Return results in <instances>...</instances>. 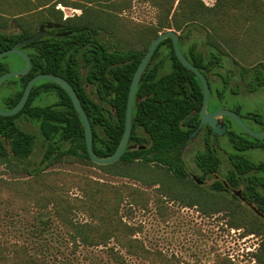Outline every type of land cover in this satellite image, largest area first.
Wrapping results in <instances>:
<instances>
[{
    "label": "trees",
    "instance_id": "trees-1",
    "mask_svg": "<svg viewBox=\"0 0 264 264\" xmlns=\"http://www.w3.org/2000/svg\"><path fill=\"white\" fill-rule=\"evenodd\" d=\"M149 2L156 9L157 23L141 27L136 23L129 26L122 19L123 12L132 8L131 0H0V52L12 49L42 29L58 28L37 42L22 45L21 50L31 57L32 68L27 76L12 78L19 90L7 99V109L12 110L20 102L34 77L40 74L63 77L76 90L91 121L95 154L107 157L116 151L124 135L134 75L152 41L169 30L180 33L183 54L207 77L211 96L216 95L219 104L224 103L233 81L242 83L250 93L264 89V0H216L212 7L201 0ZM58 4L83 13L64 20ZM55 32L59 35H54ZM164 49L168 51L166 55L162 53ZM13 56L24 68V60ZM7 72V67L0 63V77ZM217 81L221 87L214 85ZM88 87H93V93L88 92ZM235 87L240 85L232 86ZM53 94L58 98L56 102L47 106L36 104L43 95ZM203 99L200 80L180 63L172 39L168 38L158 47L137 88L131 141L119 161L109 165L92 161L83 122L70 96L56 83L46 80L34 86L20 113L0 116V162L9 166L14 162L22 164L41 140L42 159L35 169H22L32 178L27 185L32 191L24 198L33 199L40 210V224L49 220V216H56L70 231L74 245L102 247L118 264H127L122 251L151 264H177L135 239L136 229L126 224L120 214L126 198L145 205L148 192L129 183L111 185L47 170L67 161L97 167L106 174L135 180L144 186L160 180L161 190L169 197L184 205L197 206L209 215L208 190L188 179L182 163L184 144H189V136L200 123ZM23 119L36 124L39 136L21 126ZM201 134L206 137V147L197 151L195 162L201 176H208L209 169L216 171L219 164L215 154L209 163V127L205 126ZM236 166L250 176V181L258 173H264V162L245 159ZM170 178L178 180V188H165L174 182ZM68 179L71 184L68 187L78 188L79 196L65 192ZM229 204L211 206L227 210L232 226L264 236L263 219L246 205ZM77 212L85 214L89 221L76 222ZM112 241L114 246H110ZM8 251V247L0 244V264H47L24 247H13L12 255ZM257 258L264 264V241ZM217 264L232 263L220 259Z\"/></svg>",
    "mask_w": 264,
    "mask_h": 264
},
{
    "label": "rangeland",
    "instance_id": "rangeland-1",
    "mask_svg": "<svg viewBox=\"0 0 264 264\" xmlns=\"http://www.w3.org/2000/svg\"><path fill=\"white\" fill-rule=\"evenodd\" d=\"M131 1L132 8L126 9L122 14L126 24L131 26L136 23L143 27L157 23L156 9L149 0ZM201 1L209 7L216 3V0ZM57 9L63 12L64 20L82 14V10L66 7L63 4H58ZM13 31L15 29H8V32ZM167 52L165 49L162 50L163 55ZM0 63L7 67L8 72L23 69L22 63L13 55L1 58ZM220 83L217 81L214 85L221 87ZM237 85L240 87H235V91L232 86ZM18 90L16 79L5 81L0 88V109L8 111L7 99ZM88 92L93 93V87H88ZM57 99L56 94L43 95L36 104L47 106ZM218 102L217 96L212 95L211 106L217 105ZM223 104L225 109L240 110L241 116L258 114L264 118V89L249 94L242 83L233 81L231 88L226 91ZM20 123L26 130L39 136L36 124L24 119ZM249 125L255 131L259 130L257 124L250 122ZM234 127L235 131L240 132L237 126ZM141 134L147 137L143 132ZM201 145L200 139L194 141L184 154L189 172L196 177H200L201 172L194 161V152ZM43 154V142L39 140L32 156L22 164L18 165L19 163L14 162L15 164L9 166L0 162V244L8 247L9 255H12L13 247H24L47 264H118L102 247L74 245L70 231L56 216H49L50 219L45 223H39L38 218L42 215L40 210L33 199L31 201L29 198H24L27 192L32 191V188L27 186L32 178L29 172L22 169H35ZM257 154L260 153H253V155ZM47 171L67 174L69 177H89L111 185L129 183L148 192L149 198L145 205L133 203L126 198L121 205L120 214L126 224L136 229L135 239L141 240L152 252H162L173 263L176 261L177 264H217L220 259H225L232 264H260L257 254L262 247L264 236L248 233L244 227L232 226L227 214L216 217L205 215L198 207L184 205L169 197L158 187L144 186L138 181L109 175L97 167L78 162L58 163ZM68 184L69 179L65 192L70 196L76 197L81 194L78 188L68 187ZM203 187L209 189V178ZM49 209L54 211L52 206ZM75 220L85 223L89 221V217L77 212ZM112 245H115V241L111 242L110 246ZM122 253L126 257L127 264H151L149 260L126 256L124 251Z\"/></svg>",
    "mask_w": 264,
    "mask_h": 264
},
{
    "label": "flooded vegetation",
    "instance_id": "flooded-vegetation-1",
    "mask_svg": "<svg viewBox=\"0 0 264 264\" xmlns=\"http://www.w3.org/2000/svg\"><path fill=\"white\" fill-rule=\"evenodd\" d=\"M54 29L58 28L50 26L48 27V29L42 30L48 32L50 35V31ZM54 35H59V32H55ZM248 93L254 94L256 92ZM221 109H225V106L224 104H219V102L215 106H211V104L209 105V113H214L215 111ZM233 112H235L252 131H254L255 133H264V118L262 116H259L258 114H248L246 117H244L241 116L240 110H234ZM218 122L222 126V128H226V132L223 135L216 134L212 130V128L206 124L203 126V128L205 126L209 127V163H212V156L213 154H215L218 158L217 161L219 167L216 171H214L211 167L209 169L208 176L200 175V177H196L189 172V169L186 166L184 154L186 152V149L194 141L200 139L202 143L201 147L194 152V157L198 150L206 147V137L201 134V131L203 129L202 128L194 138L189 139V144L188 142H186V146L184 147L182 153V163L187 169L188 179L193 180L200 186H204L205 183H207V179L209 178V211L211 212V214L209 215L211 217L224 216L228 212L227 210H221L222 208L219 205L211 206V204L219 203L223 206H228L230 205L229 203H240L248 206L261 219L264 220V173H258L255 177V180L250 181L248 179L250 176H248L245 171H240L239 167L236 166L240 165V163H244L245 159L253 162H264V139H256L250 134L246 133L229 117H222ZM250 122L257 124L259 126V130L255 131L254 129H252L249 125ZM233 124L238 127L240 132L235 131V127ZM196 129L191 133V135L196 131ZM231 138L234 139L232 140ZM251 138H254L255 141H253ZM132 147L135 148L137 146L135 144H132ZM140 148L145 149L146 147L142 146ZM254 152L260 154L253 155ZM174 162H176V160H174ZM151 164L153 167H155L154 162H151ZM166 168L170 170V167ZM170 173L173 174V171H171ZM170 180L174 181L173 178H170ZM177 183L178 180L174 181L173 183L171 182L168 186H165V188H178L179 185ZM162 185V181L158 180L157 183L152 184L151 186L163 189ZM166 196L167 195H165V198H167ZM223 220L225 219L223 218Z\"/></svg>",
    "mask_w": 264,
    "mask_h": 264
},
{
    "label": "water",
    "instance_id": "water-1",
    "mask_svg": "<svg viewBox=\"0 0 264 264\" xmlns=\"http://www.w3.org/2000/svg\"><path fill=\"white\" fill-rule=\"evenodd\" d=\"M48 35H49L48 32L41 30L39 31L37 35L29 39H25L21 41L12 49L0 52V59L10 56V55H17L21 57L25 62V66L23 69L19 71H14V72H7L0 77V88L5 83V81H7L8 79L27 76L29 72L31 71V68H32L31 57L28 55V53L21 50L22 45L37 42L41 40L44 36H48ZM168 38L172 39L174 51L180 63L186 69H188L194 75H196V77L200 80L202 87H203L204 99H203V106H202V111H201V121H200L199 127L189 137V139L194 138L205 124L210 126L216 134L223 135L226 132V128L225 127L222 128V126L219 124L218 121L220 118L225 117V116L231 118L239 127H241V129H243L246 133L250 134L254 138L264 139V133H255L254 131H252L243 122V120L233 111H230L227 109H221V110L215 111L214 113H209V105H210V99H211L210 83L207 77L203 74V72L197 66L193 65L187 59V57L183 54L181 47H180V35L174 30H169L165 33H162L159 35V37L154 39L151 45L149 46V50L146 56L141 61L134 75L131 88H130V92H129L124 135L116 151L107 157H99L97 156V154H95L94 147H93L94 140H93V128H92L91 121L85 109L83 108V104L76 90L63 77L53 75V74H40L34 77L32 80L29 81L28 85L26 86V89L23 93V96L20 102L12 110L4 111L0 109V116L11 117V116H15L18 113H20L24 109L25 105L27 104L34 86L41 81H46V80L52 81L56 83L59 87H61L63 90H65L73 102V105L84 125L87 149H88V152H89V155L92 161L97 165L113 164L121 159L123 154L128 149V146L131 140L134 100H135L136 91L142 79V76L145 73L147 67L149 66L160 44ZM185 146H186V143L184 144V147Z\"/></svg>",
    "mask_w": 264,
    "mask_h": 264
}]
</instances>
